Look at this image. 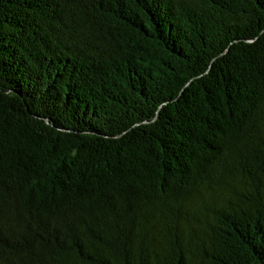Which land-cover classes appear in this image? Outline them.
<instances>
[{
	"label": "trees",
	"instance_id": "16d2710c",
	"mask_svg": "<svg viewBox=\"0 0 264 264\" xmlns=\"http://www.w3.org/2000/svg\"><path fill=\"white\" fill-rule=\"evenodd\" d=\"M0 264H264V0H0Z\"/></svg>",
	"mask_w": 264,
	"mask_h": 264
}]
</instances>
